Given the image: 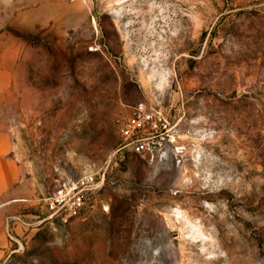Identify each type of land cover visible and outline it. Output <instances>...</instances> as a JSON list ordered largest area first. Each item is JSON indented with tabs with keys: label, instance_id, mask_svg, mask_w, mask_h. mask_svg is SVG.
Segmentation results:
<instances>
[{
	"label": "rangeland",
	"instance_id": "1",
	"mask_svg": "<svg viewBox=\"0 0 264 264\" xmlns=\"http://www.w3.org/2000/svg\"><path fill=\"white\" fill-rule=\"evenodd\" d=\"M0 264H264V0H0Z\"/></svg>",
	"mask_w": 264,
	"mask_h": 264
},
{
	"label": "built area",
	"instance_id": "2",
	"mask_svg": "<svg viewBox=\"0 0 264 264\" xmlns=\"http://www.w3.org/2000/svg\"><path fill=\"white\" fill-rule=\"evenodd\" d=\"M169 121L162 109L139 102L131 107L120 128L121 149L138 155L166 157L164 138L159 132L167 130ZM97 189L95 177L89 175L77 182L64 184L47 201L50 211L65 217H77L84 210L85 196Z\"/></svg>",
	"mask_w": 264,
	"mask_h": 264
}]
</instances>
